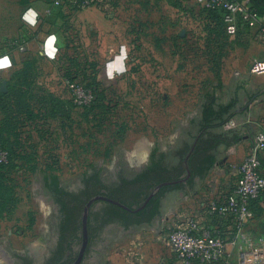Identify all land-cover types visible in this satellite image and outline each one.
Here are the masks:
<instances>
[{
    "label": "rangeland",
    "instance_id": "rangeland-1",
    "mask_svg": "<svg viewBox=\"0 0 264 264\" xmlns=\"http://www.w3.org/2000/svg\"><path fill=\"white\" fill-rule=\"evenodd\" d=\"M192 2L122 0L114 11L120 23L117 33H96L72 18H60L62 25L48 28L47 23L57 21L53 16L21 28L22 37L14 23L6 30L17 42L10 51L12 66L0 73V143L13 160L0 173V262L8 248L44 244L53 219L47 189L52 177L73 188L90 170L107 181L115 172L133 177L150 166L154 155H166L168 165L177 164V151L197 133L192 121L199 119L207 92H213L219 104L235 102L224 131L255 134L264 117V75H249L244 67L239 68L240 75L235 73L237 39L216 43L220 74L209 76L220 83L216 90L210 81L202 87L201 79L207 76L194 75L192 69L206 66L202 58L190 63L187 72L179 69L182 55L175 42L179 27L185 21L191 31L196 26L189 20L203 18L195 16ZM52 34L58 50L54 59L45 55ZM223 147L216 152V164L196 178L192 188L163 197L159 217L181 204L182 194H208L229 186V177L223 174L248 149L244 142L233 145L234 151ZM148 228L108 235L100 245L99 264H168L169 251L161 235ZM247 230L255 237L263 234L264 203H259Z\"/></svg>",
    "mask_w": 264,
    "mask_h": 264
},
{
    "label": "built area",
    "instance_id": "built-area-1",
    "mask_svg": "<svg viewBox=\"0 0 264 264\" xmlns=\"http://www.w3.org/2000/svg\"><path fill=\"white\" fill-rule=\"evenodd\" d=\"M111 0H73L79 9L98 7L113 16ZM63 0H54L56 7ZM249 0H197L212 10L225 11L226 34L235 36L239 27H259L264 36V19L249 8ZM104 4V5H103ZM25 50L24 46L20 47ZM250 74L264 75V56L254 59ZM264 129L258 132L245 159L228 170L234 183L229 191L206 195L201 202L182 196L181 204L170 208L151 229L161 235L171 264H264V234L255 237L247 230L254 219L253 202L264 203ZM8 153L0 148V165L7 164ZM198 205V206H197ZM167 264V263H162Z\"/></svg>",
    "mask_w": 264,
    "mask_h": 264
},
{
    "label": "trees",
    "instance_id": "trees-1",
    "mask_svg": "<svg viewBox=\"0 0 264 264\" xmlns=\"http://www.w3.org/2000/svg\"><path fill=\"white\" fill-rule=\"evenodd\" d=\"M104 1L106 2V0ZM121 1L122 0H111L110 5L114 10L116 9L118 11L120 9ZM248 5L251 12H253L258 17L264 18V0H249ZM51 6L53 7V16L57 19V21H55V23H47L48 28L50 26H60L62 25L58 21L60 18L63 20L67 18L71 19L70 17L73 14L82 11L73 4V0H63V3L58 7H56L54 5V1H52ZM196 11L197 14L194 13L196 17H198L199 14H202L203 18L199 19L204 21L214 20L216 22L215 26L210 28V38L211 41H213L212 44L216 46V43L221 44L222 40L225 41L227 38L226 31L224 30L225 11L212 10L205 7ZM105 15L107 16V14ZM206 29L209 30L208 28ZM42 31L45 32V30ZM218 52L220 51L216 49L214 59L212 60L217 65V67L219 66L218 63L221 60H217L219 57L217 56ZM202 98L203 103L201 106L200 117L199 119L192 121L193 128L197 130V133L196 135L192 136V142H183L182 147L179 151H177V157L179 158L177 164L173 166L168 165L165 162L166 155H154L147 170L143 174L139 175L135 180L127 181L122 179V184L118 188L112 189L103 185L97 175H93L88 178V188L86 193L78 196L68 193H60L62 190L59 188V180L55 177L50 179L47 189L56 193L57 201L65 206L66 211L69 210L72 212V218L70 220L72 221L73 229H77L81 226L82 213L85 204L91 198L98 195L101 190H114L110 192L108 196H110L115 201L132 207L133 205H137L139 202H144L147 199L150 190L163 183L176 182V185L170 187V190H181L186 186L192 188L196 178L203 177L206 172L216 164V152L219 151L221 147H231L241 141L239 133H237L235 130H223V127L230 121L231 111L235 106V102L231 103L230 105L219 104L218 99L213 92H207L206 94L202 95ZM0 148L8 153L7 164L0 165L1 173L12 165L13 160L11 151H9V149H7L4 144L0 143ZM188 172H190V176L188 175ZM183 177L188 179L187 183L179 182L181 179H183ZM162 195V193L159 195L157 201L154 202L153 209L148 212L144 219H131V221L137 224H150L156 216L160 215V199ZM72 204L76 205L70 208V205ZM252 205L255 215L256 210L259 208V202L255 201ZM109 209L113 212V215L119 217L133 216L131 212L123 211L119 206L114 204L110 205ZM146 212L147 209L142 212V215H145ZM108 220L105 219L104 222L107 223Z\"/></svg>",
    "mask_w": 264,
    "mask_h": 264
},
{
    "label": "flooded vegetation",
    "instance_id": "flooded-vegetation-1",
    "mask_svg": "<svg viewBox=\"0 0 264 264\" xmlns=\"http://www.w3.org/2000/svg\"><path fill=\"white\" fill-rule=\"evenodd\" d=\"M147 170L144 169L133 177H127L119 172L114 173L111 181H107L100 173L95 170H90L86 175H83L78 183L72 187H65L61 183L59 188L60 193H68L71 195L85 194L88 188V178L97 175L101 183L109 188L116 189L122 184V179L127 181L135 180L139 175ZM111 179V178H110ZM188 179L183 177L179 182L187 183ZM176 182H167L150 190L147 199L144 202H139L137 205L129 207L126 204L120 203L112 199L109 195L112 189L101 190L98 195L91 198L84 206L82 213L81 226L73 229L72 212L65 209L62 203L57 201V196L54 191L48 190L51 205L53 206V219L51 229L48 228V236L43 242V245L35 244L23 249H6L4 258L0 264H99L101 260V243L105 241L110 234L116 231L125 232L138 229L140 227H150L159 218L156 216L150 224H137L131 219H144L148 212L153 209L154 202L157 201L159 195L162 193L163 197L174 190H170L175 186ZM161 186V188H159ZM60 195V194H59ZM85 199V198H84ZM118 202L127 208L117 205ZM128 203V202H127ZM117 205L123 211L131 212L133 216H116L110 211V205ZM76 204L70 205L74 207ZM88 209L86 228L84 224L85 211ZM147 209L145 215L142 212ZM136 215V216H135ZM105 219H109L105 223ZM7 248V247H6Z\"/></svg>",
    "mask_w": 264,
    "mask_h": 264
},
{
    "label": "crops",
    "instance_id": "crops-1",
    "mask_svg": "<svg viewBox=\"0 0 264 264\" xmlns=\"http://www.w3.org/2000/svg\"><path fill=\"white\" fill-rule=\"evenodd\" d=\"M52 1L54 0H0V57H3L5 55L8 56L9 58L14 57V53L12 54L10 53V51L14 48L12 46L13 43L17 41L12 40L11 35H9V33L6 30L10 26L12 27L14 23L16 26L15 28L20 29L19 30L20 32L18 33H19V36L22 37L23 30L21 28H25V26L34 27L35 25L33 26L32 24L26 22L22 18L26 10L30 8L34 9L38 13V16L36 18L37 22L49 20V18L53 16V7L51 6ZM243 1L245 3L247 2V0H243ZM2 3H4V5ZM192 3L193 4L191 6L195 9V13L197 12L196 10L203 8L197 4V0H193ZM70 18H72L73 20L74 19L79 20V22L81 23L80 26H82L84 29L93 28L96 31V33H104V32L105 33L106 32L117 33V31L119 30V25H120L118 18H116L114 15L106 16L105 13H103V11L99 9L98 7H91V8L83 9L82 11L73 14ZM187 23L188 22L184 21L180 25L179 27L181 28L180 32H178V34L175 37V42L178 45L176 52L182 55V58H181L182 62H181V66L179 69L181 70V72L186 71L188 70L187 67L190 65V63H192L196 58L198 60L202 58V60H205L204 65L206 66L200 65L192 69L195 73L194 75L196 77H199V79L202 76H207L205 79L203 78L201 79L203 81L202 87L205 85L207 81H210V84L216 90L215 87H218L220 83L212 82L209 79V76H215V75L220 74V68L215 67V63L212 61L214 59V55H215V51L217 47L214 46V44H212L213 41H211V38H210L211 37L210 28H213L216 22L214 20L204 21L201 19H197V20L190 19L189 24H191L192 26L197 27L198 25L201 27V29L197 27L199 30H197L195 27V29L191 31L187 27L188 25ZM205 24L208 26H206ZM54 27L56 28V26H53V28ZM225 27L226 26H224V30H225ZM206 28H208L209 30H207ZM226 36L229 39V41H232L235 39L238 40L237 48L235 47V51L237 52V54H239L238 59H237L238 61L233 63V67L236 70L235 73L237 75H240L241 70L239 68L244 67V68H247L246 70H248V73L250 75L251 63L254 61V59L262 58L264 56V36L261 35L259 31V27L258 26L250 27V26L240 25L237 35L235 36L226 35ZM229 41H227V43H229ZM240 44H243L242 48L240 47ZM241 56H243L242 59H241ZM225 57L228 58V54L225 55ZM225 57L223 58L224 60H225ZM117 58H119L117 59V61L118 60L120 61V58L122 59V57H117ZM2 71L3 70L0 69V73ZM200 71H203V72H200ZM196 72L201 73V74H196ZM242 72L244 73L246 71H242ZM204 73L208 75H204ZM226 75L227 73L223 71V76H226ZM199 97L200 95L198 96V98ZM256 126L257 127L255 129L256 130L255 134L252 137H248L246 135L245 136L240 135L241 141L237 143V144H241L243 142L246 143V148L248 149L247 150L248 152L250 151L254 143V138L256 134L264 129V117H262L261 122L256 124ZM223 148L224 147H221L219 151H223L222 150ZM228 151H234L233 146H231V148ZM248 152L246 153L245 157L247 156ZM245 157L242 160H240V162L237 164L231 163V166L235 167L241 164V162L245 159ZM263 159H264V154H263ZM223 176L229 177V182H230L229 186L227 188H224L223 191H229L234 183V179L232 177L233 175L229 174V171H228L227 175L224 173ZM223 191L221 190V192ZM218 192L220 191L215 192L213 190L209 192L208 194L203 193L200 195L198 194L195 195V193L188 192L187 194H185V196L188 197V199H190V203H192L191 200L198 203V202H201V200L206 195H214ZM183 195L184 194L180 196V199L182 198ZM168 212L169 211H167L165 214H162L161 217H159L156 220L155 224L152 227H149V228L147 227V228L151 229L154 226L158 225L162 217L164 215L166 216ZM262 233L264 234V230L262 231ZM263 234H260L259 236H262Z\"/></svg>",
    "mask_w": 264,
    "mask_h": 264
},
{
    "label": "clouds",
    "instance_id": "clouds-1",
    "mask_svg": "<svg viewBox=\"0 0 264 264\" xmlns=\"http://www.w3.org/2000/svg\"><path fill=\"white\" fill-rule=\"evenodd\" d=\"M37 16L38 13L34 10V9H27L25 14L23 15V19L32 24L33 26L37 23ZM56 41V36L55 34H52L49 36V38L46 41L45 44V55H47L49 58H55L56 53H57V48L54 46ZM124 52V50L122 49V53ZM12 66V61L8 56H3L0 57V69H7L10 68ZM124 69L121 68V71H123Z\"/></svg>",
    "mask_w": 264,
    "mask_h": 264
},
{
    "label": "water",
    "instance_id": "water-1",
    "mask_svg": "<svg viewBox=\"0 0 264 264\" xmlns=\"http://www.w3.org/2000/svg\"><path fill=\"white\" fill-rule=\"evenodd\" d=\"M188 175L190 176V172H188ZM159 188H161V186H160ZM113 203H115V204H117V205H120V206H122V207H124V208H127L126 206H124V205H122V204H120V203H118V202H114V201H113ZM87 215H88V209L85 211V217H84L85 228H86Z\"/></svg>",
    "mask_w": 264,
    "mask_h": 264
},
{
    "label": "bare ground",
    "instance_id": "bare-ground-1",
    "mask_svg": "<svg viewBox=\"0 0 264 264\" xmlns=\"http://www.w3.org/2000/svg\"><path fill=\"white\" fill-rule=\"evenodd\" d=\"M142 150H143L142 147H139V148L137 149V153L139 154V157H140V154L142 153Z\"/></svg>",
    "mask_w": 264,
    "mask_h": 264
}]
</instances>
